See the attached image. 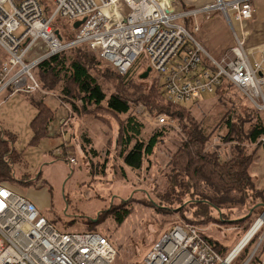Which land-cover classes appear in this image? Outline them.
Returning a JSON list of instances; mask_svg holds the SVG:
<instances>
[{"label": "rangeland", "instance_id": "374dc122", "mask_svg": "<svg viewBox=\"0 0 264 264\" xmlns=\"http://www.w3.org/2000/svg\"><path fill=\"white\" fill-rule=\"evenodd\" d=\"M184 1L183 6L176 0L179 9L199 8L207 2H213V0ZM41 2L45 15L51 16L53 3L50 0H41ZM253 15L254 19L248 24L250 28L256 27L257 16L264 18V0L256 1ZM221 21H225L223 16L213 12L209 18L205 16L198 18L199 32H194L191 25L195 38L202 44L212 45L214 48L219 44L218 37L225 36L224 42L228 46L224 52L221 55L210 52L218 60L229 56L234 45L233 36L228 32L230 31L228 24L226 31L227 28L225 29V24L223 25ZM261 22L264 23V20ZM54 26L64 35L74 32L73 21L69 18H57ZM211 27L216 28L215 36ZM249 31L251 35L252 30ZM40 47L42 44L38 43L35 52H42ZM247 47L248 43L246 49ZM260 47H264V43ZM260 50L259 47L246 50L251 62L261 59ZM95 54L86 53L85 56L89 62L92 59L95 63H99L97 60L99 56ZM5 58L6 53L0 47V67ZM92 66L94 68L90 69V73L97 79L107 97L112 94L119 95L131 104V115L135 113L145 125L144 138L148 139L159 131L164 133L155 153L143 162L141 170H130L124 166L119 157L120 133L126 115H116L106 107L97 109L89 106L84 109L81 100L75 101L71 98L64 99L67 104L64 107L67 111L61 106L58 97L52 95L45 96V103L54 112L49 123L48 135L40 142L32 143L34 132L31 122L37 114V109L31 104L28 94L4 93L0 97V141L9 142L10 147L15 151L10 155L13 156V159L10 158L13 180L7 181L11 190L28 198L61 232H84L91 227L92 230L108 236L117 249L113 264H140L163 231L175 223L183 222L197 226L211 240L220 243L230 252L244 234L242 226L238 224L239 220H231L226 224L215 222L199 224L195 222L191 211L187 210L195 199L193 194H186L185 188H178L169 195L174 197V201L166 200L165 195L170 193L168 190L175 173L173 161L176 162L177 158L179 160L185 158V154L178 151L194 130L203 129L207 135L214 134L205 146L204 153H213L217 159L222 153L224 158L227 157L225 160L230 159L236 142L226 141L223 138L224 132H220L219 129L230 112L250 113L249 101L233 87H230L223 96L217 93L207 94L198 102L184 104L183 106L189 111L168 109L164 101H161L166 113L160 115L169 120L165 124L158 125L159 115L153 113L149 107L151 97L150 99L143 97L152 94L154 95L152 99L155 100L153 93L157 75L151 72L146 80L138 77V72L147 69L143 57L136 61L137 72L129 80L119 79L120 77H117L113 69L105 63L100 62ZM163 83L162 78L161 84ZM161 91L163 93V88L160 89ZM140 93L144 94L140 95ZM159 102L158 100L157 103ZM73 103L79 108L78 118L76 114L75 117L71 114ZM179 113L183 119L180 123L175 116ZM84 133L87 134L88 141L81 137ZM217 138H221L220 147L219 142L215 140ZM220 148L224 149L220 150ZM54 150H56L55 163L53 162L55 158L51 155ZM68 157L76 159L74 166L67 164ZM263 166L264 158L261 154L252 169L253 175L259 180L258 187L264 185ZM124 209H128L130 214L122 224H117L113 215ZM263 213L264 207L258 215H255L253 223ZM254 245L255 242L248 248L249 252ZM259 255L264 259V244ZM235 264L240 262L237 261ZM253 264H259V258Z\"/></svg>", "mask_w": 264, "mask_h": 264}, {"label": "built area", "instance_id": "2783aa9c", "mask_svg": "<svg viewBox=\"0 0 264 264\" xmlns=\"http://www.w3.org/2000/svg\"><path fill=\"white\" fill-rule=\"evenodd\" d=\"M50 1L54 6L47 17L41 0H0V47L6 53L0 67V97L42 91L35 69L52 56L88 45L121 76L143 57L146 67L163 78L164 95L172 105L198 102L227 80L253 107L264 111V51L254 62L246 53L247 27L255 17L257 0H213L190 10L179 9L176 0ZM213 12L223 16L234 39L231 54L221 60L185 23L192 19L199 32L198 18ZM60 17L73 24L86 21L73 28V37L65 38L54 28ZM38 43L40 53L35 52ZM168 120L159 115L158 125ZM215 140L220 147L221 138ZM221 154L218 160L227 159ZM51 155L55 157L56 150ZM67 164L74 166L76 159L68 157ZM253 228L222 255L197 226L175 223L155 240L140 264H235L254 242L240 264H253L257 258L264 264L259 255L264 222L247 239ZM116 255V247L103 233L61 232L28 198L0 183V264H113Z\"/></svg>", "mask_w": 264, "mask_h": 264}, {"label": "trees", "instance_id": "16d2710c", "mask_svg": "<svg viewBox=\"0 0 264 264\" xmlns=\"http://www.w3.org/2000/svg\"><path fill=\"white\" fill-rule=\"evenodd\" d=\"M178 1L183 6L185 5L184 0ZM186 10H190V8ZM185 23L193 34V20L187 18ZM191 25L193 26V31ZM74 35V32L63 34L65 38H70ZM83 51L92 54L96 53L99 56L88 45H81L52 56L35 69V77L44 92L38 91L42 93L36 92L35 94H38L36 96L25 93L31 104L37 109V114L31 122L34 132L32 143H38L48 135L49 123L53 118L54 112L45 103V96H57L63 107L67 105L64 99L71 98L75 101L79 99L84 109L89 106H94L97 109H105L106 107L108 111L116 115L127 116L120 133L121 148L119 157L122 159L124 166L130 170H141L143 162L155 153L156 148L162 142L164 133L159 131L148 139L144 138L145 125L135 113L131 115V104L119 95L112 94L107 97L97 79L90 73V69L94 68L92 65H98L101 62V64L105 63L112 68L117 77H120L119 79L129 80L137 72L135 64L126 76H121L120 74L118 75L111 65L103 61L100 56L97 58L99 63H95L92 59L89 62V59L85 56L86 53ZM143 72H138V77ZM161 79L162 77L160 76L155 78L156 84L154 85L157 88L153 86L155 100H153L154 95L152 96V94L143 96L149 99L151 97L150 110L156 115L166 113V109L162 107L161 103V101H164V105L168 109L175 108L189 111L186 106H175L166 100L164 91L163 93L162 91L160 92L164 85V83L163 85L161 84ZM230 87L232 85L227 80H224L216 93L223 96ZM137 92L139 93L140 90ZM158 100L160 101L159 104L157 103ZM72 108L73 112L71 114L74 117L76 114L78 118L80 116L78 106L73 103ZM250 108L251 112L248 114L230 112L224 118V122L219 129L220 132H224L223 138L226 141L236 142V145L232 148L229 160L220 161L213 153H204L205 146L211 141L214 134L207 135L203 129L199 131L196 129L189 134V138L183 142L182 147L178 151L179 153H184L185 158L181 160L177 158L176 162L173 161V171L175 173L171 178L172 183L169 186L170 190H168L170 193L165 195L166 200L174 201V197L169 195L178 188H185V193L193 194L195 198L191 202V206L187 207V210L191 211L194 216L195 222L199 224H203L202 222L226 224L231 220H239L238 224L244 230L242 237L251 228L255 215L260 213L261 204H264V185L258 187L259 180L252 173L257 157L259 158L261 154L264 155V111H260L251 105ZM175 116L177 117H175L177 122H182L183 119L180 113ZM81 137L84 138L83 140L88 141L86 133L82 134ZM83 140L82 143H84ZM11 153L13 155L15 151L10 147L9 142L0 141V183L7 186H9L7 181L13 180V177L11 178V159H13V156H10ZM257 205L261 206L256 208L248 217L251 209ZM129 214L130 211L124 209V211L115 212L113 216L117 224H122ZM91 231L97 230H92L89 227V230L84 232ZM208 239L219 253L222 255L229 253L220 243L210 238ZM112 244L114 245L113 242ZM248 254L249 249L239 257L238 262L242 263Z\"/></svg>", "mask_w": 264, "mask_h": 264}, {"label": "crops", "instance_id": "0c3cea01", "mask_svg": "<svg viewBox=\"0 0 264 264\" xmlns=\"http://www.w3.org/2000/svg\"><path fill=\"white\" fill-rule=\"evenodd\" d=\"M208 3H211V2H207L206 4H208ZM206 4H204V5H206ZM221 15V14H220ZM222 16V15H221ZM257 19H258V23L256 24V27H254V28H250V25H248V30H252V34L250 35L249 34V36H248V41H247V43H248V47H247V49L248 48H253V49H255V48H257V47H259L261 50H263L264 51V47H260V45L262 44V43H264V23H262L261 21H263L264 20V18L263 17H259V16H257ZM221 23H223V25H224V27H225V29L227 28V25L226 24H228L227 22H226V20L225 21H221ZM210 29H212V33H213V36H215V30H216V28L215 27H211ZM228 30V28L226 29V31ZM230 30V29H229ZM229 32V34H230V36H231V31H228ZM249 33H250V31H249ZM227 36H228V33H227ZM224 39H225V36L224 35H221L220 37H218V41H219V44H217V45H215V47L216 48H214V46H212V45H206L205 43V47H207V50L209 51V52H211V53H214L215 55H221L223 52H224V50H225V48H227V46H228V44H226L225 45V43L226 42H224ZM231 39H232V37H231ZM231 42V41H230ZM210 49H211V51H210ZM213 49V50H212ZM216 52H215V51ZM214 56V55H213ZM31 95H38V94H31ZM7 97V96H6ZM55 159L53 160V162L55 161L56 162V157H54ZM263 158H264V155H263ZM54 162V163H55ZM263 169H264V166H263Z\"/></svg>", "mask_w": 264, "mask_h": 264}, {"label": "water", "instance_id": "95a60500", "mask_svg": "<svg viewBox=\"0 0 264 264\" xmlns=\"http://www.w3.org/2000/svg\"><path fill=\"white\" fill-rule=\"evenodd\" d=\"M85 21H86V19H83V20H81V21H76V22L73 24V28H74L75 30L79 29L80 26H81ZM150 73H151V68L148 67V68H147V69H146V70H145V71L139 76V78H140L141 80H146V79L149 78ZM261 205H262V207H264V204H261ZM261 205H257V206H255L253 209H251V211H250L248 217L253 213V211H254L256 208H258V207L261 206Z\"/></svg>", "mask_w": 264, "mask_h": 264}, {"label": "bare ground", "instance_id": "6f19581e", "mask_svg": "<svg viewBox=\"0 0 264 264\" xmlns=\"http://www.w3.org/2000/svg\"><path fill=\"white\" fill-rule=\"evenodd\" d=\"M211 16V14H208L207 16H205V18H209ZM247 30H248V28H247ZM248 36H249V30H248V34H247V38H248ZM258 221V222H257ZM256 222H254V228H253V230L250 232V234L248 235V237H247V239L252 235V233L256 230V229H258L259 227H260V225L262 224V222H264V215L263 216H261L260 217V219L259 220H257ZM256 223V224H255ZM253 226H251V227H253Z\"/></svg>", "mask_w": 264, "mask_h": 264}]
</instances>
